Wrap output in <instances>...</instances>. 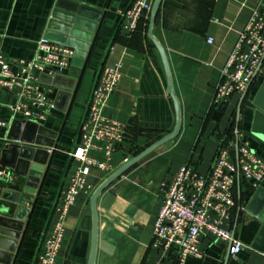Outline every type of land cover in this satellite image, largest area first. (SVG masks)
Listing matches in <instances>:
<instances>
[{
	"label": "crops",
	"instance_id": "obj_1",
	"mask_svg": "<svg viewBox=\"0 0 264 264\" xmlns=\"http://www.w3.org/2000/svg\"><path fill=\"white\" fill-rule=\"evenodd\" d=\"M57 2L0 0V48L13 71L16 67L12 63L19 59L30 60L35 54L37 42L45 37ZM73 2L84 6L88 13L102 11L103 16L84 70L80 68L83 58L74 60V54L62 73L77 78L74 89L46 84L51 88L48 96L53 107L38 122L47 131L36 140L52 144L41 146L50 151L47 162L42 165L46 168L37 189L26 186V176L8 166L17 156L10 145L16 143L15 138L27 144L26 141L33 138V131L17 124L13 128L8 125L15 97L13 92L0 89V167L11 173L8 181L0 179V213L9 214L14 210L12 202L18 193L29 198L25 203L27 221H24L25 229L18 240L13 264L35 263L57 219L62 192L77 166L70 152L81 141V125L91 90L103 66L121 64V76L105 101L103 115L122 126L125 135L108 160L104 155V141H96L97 148L90 150L92 157L106 161L109 166L105 170L92 168L86 189L79 192L69 206L53 264H86L91 230L84 215L90 195L113 170L168 133L174 124L173 101L166 92L158 52L146 36L147 23L139 22L132 31L123 27L124 10L131 0H60L59 10L68 14L65 10L76 9ZM263 6L264 0L161 1L153 35L169 63L180 104L179 131L175 138L127 169L97 198L98 239L94 264H174L176 249L157 245L153 235L163 185L185 164L191 171L206 175L219 144L225 141L234 146L236 136L239 144L247 142L255 156L264 160V130L251 131L255 108L252 102L264 101V61L254 73L241 103L238 129L236 113L242 93H235L224 102H213L220 69L239 32L252 10ZM208 38L212 41L208 42ZM67 91L71 93L69 99L65 96ZM230 160L236 162L233 147ZM3 189L6 190L2 192ZM262 189L264 191V181ZM263 191L258 192L241 176L238 187L235 175V205L224 224L242 242L241 250L231 256L227 242L216 241L204 232L199 242L201 255L185 257L184 264H264V222L245 210L248 206L256 212L264 209Z\"/></svg>",
	"mask_w": 264,
	"mask_h": 264
},
{
	"label": "built area",
	"instance_id": "obj_2",
	"mask_svg": "<svg viewBox=\"0 0 264 264\" xmlns=\"http://www.w3.org/2000/svg\"><path fill=\"white\" fill-rule=\"evenodd\" d=\"M153 0H131L124 10L123 27L132 31L141 18H148ZM208 42L212 38L207 39ZM74 50L67 46L41 38L36 52L30 60L19 59L12 63L0 48V89L13 92L15 101L10 106L11 119L38 123L53 107L48 93L51 88L39 81V75L63 73L68 67ZM264 61V6L253 9L246 25L220 69L215 86L213 102H224L235 93H242ZM121 64L105 65L99 72L87 104L86 116L81 125V141L75 145L70 156L77 162L67 186L62 192L57 219L37 253L34 264L55 262L64 228V218L75 196L86 189V180L92 168L105 170L106 161L90 155L96 149V141H104V155L107 160L125 135L119 124L103 115L105 101L115 88L120 76ZM19 117V118H18ZM2 124L7 125L3 122ZM39 124V123H38ZM5 139V138H4ZM19 142V140H14ZM231 143L219 144L211 167L204 176L199 175L185 164L178 168L172 178L163 185L160 207L153 223V235L162 248L173 247L177 251L174 264H184L187 256H200V236L206 232L216 241L230 244L228 253L235 256L242 243L232 235L224 222L235 205L233 187L237 169L240 176L255 188L264 181V160L255 156L247 142L238 143V168L230 160ZM50 151V148L47 149ZM11 173L0 167V179L8 181Z\"/></svg>",
	"mask_w": 264,
	"mask_h": 264
},
{
	"label": "water",
	"instance_id": "obj_3",
	"mask_svg": "<svg viewBox=\"0 0 264 264\" xmlns=\"http://www.w3.org/2000/svg\"><path fill=\"white\" fill-rule=\"evenodd\" d=\"M162 0H153L152 5L148 14V22L146 29V36L148 40L153 44L156 48L166 79V92L170 95L174 105L175 119L172 129L159 137L155 141L148 144L145 148L139 151L137 154L133 155L129 159H127L123 164L113 170L92 192L89 197V203L85 209V221L86 224L90 227L91 237H90V246L87 256L86 264H94L95 256L97 250V239H98V213H97V198L101 194V192L108 187L114 180H116L119 176H121L127 169L137 163L140 159L154 151L156 148L161 146L162 144L168 142L169 140L175 138L178 134L180 127V104L179 100L175 96L172 79H171V71L169 67V63L165 54V51L158 40L153 35V26L155 22V17L159 10ZM76 6L67 11L68 14L59 10L60 0L56 3L55 10L51 14L49 19V23L47 26V30L45 32V38H48L50 41L62 45H67L74 50L73 59L76 57L83 58L80 64L81 71L84 70L87 60L89 58V53L92 47V44L96 37V30L100 25L101 18L103 16V12L96 10V13H88L87 9L79 4L73 2ZM62 9V8H61ZM98 15V16H97ZM79 66V65H77ZM39 81L45 84H50L55 87H65L70 90H73L77 81L76 77L68 76L67 74L62 73H54L53 75L40 74ZM249 84L242 92L236 113V129H238V121L240 115L241 103L245 97ZM59 94L63 93L62 91L58 92ZM65 93V92H64ZM58 94V95H59ZM68 99L71 96V93L68 91L66 95ZM253 106L255 107L252 113V125L251 131H254L258 128H262L264 130V101H259L257 99L253 100ZM23 126L26 128H32L33 138L27 140V144L21 143L24 141L20 139L17 143H12L10 147H14L16 152V160L13 164L8 165L10 168L14 169L16 173L20 175L26 176V186L31 187L32 189H37L41 178L43 176V170H45L46 166H42L47 162L48 159V150L47 148H43V145H51L50 142L38 141L39 136L43 135L47 131L42 125L26 121V120H14L11 123V128L15 125ZM36 137L37 140H36ZM264 139V136H262ZM18 138H15V140ZM234 151H235V164L238 168V138L236 136L234 142ZM24 164V165H23ZM23 166V169L20 170L19 167ZM236 183L237 186H240V174L237 169L236 172ZM6 189H3L4 192ZM258 192L263 191L262 186L257 188ZM264 193V191H263ZM3 195V193H2ZM258 195V193H257ZM256 197V196H255ZM2 197L1 199H3ZM256 199V198H255ZM29 198H25L23 194L18 196L13 200L12 212L9 214H1L0 213V264H13L15 252L17 251L19 242L21 239L24 221L27 219V207L25 206L26 201ZM264 204V198L263 202ZM22 211V213H20ZM240 210V204L238 207V211ZM245 210L250 215H255L257 218L263 220L264 222V209L256 212V210H252L250 206L245 208ZM27 221V220H26ZM232 235L234 232L232 231ZM240 241V240H239ZM241 242V241H240ZM242 243V242H241ZM230 244H228L229 248Z\"/></svg>",
	"mask_w": 264,
	"mask_h": 264
},
{
	"label": "trees",
	"instance_id": "obj_4",
	"mask_svg": "<svg viewBox=\"0 0 264 264\" xmlns=\"http://www.w3.org/2000/svg\"><path fill=\"white\" fill-rule=\"evenodd\" d=\"M143 20H145L146 23L148 22V18H144V17L141 18V19L139 20V22H141V21H143ZM139 22H138V24H139ZM138 24H137V25H138ZM146 27H147V24H146ZM222 143H226V142L224 141V142H222ZM137 153H138V152H137ZM137 153H136V154H137Z\"/></svg>",
	"mask_w": 264,
	"mask_h": 264
}]
</instances>
